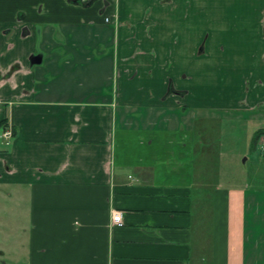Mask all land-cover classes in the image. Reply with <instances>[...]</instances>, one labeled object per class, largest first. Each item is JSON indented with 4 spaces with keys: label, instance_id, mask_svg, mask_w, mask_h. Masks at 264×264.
Masks as SVG:
<instances>
[{
    "label": "crops",
    "instance_id": "obj_1",
    "mask_svg": "<svg viewBox=\"0 0 264 264\" xmlns=\"http://www.w3.org/2000/svg\"><path fill=\"white\" fill-rule=\"evenodd\" d=\"M174 4L0 0V25L15 23L4 30L3 51L15 46L16 35L32 39L39 26L44 53L33 65L32 44L23 55L0 60V120L6 117L15 130L13 138L0 135L6 204L0 224L6 234L9 223L22 224L14 211L21 205L27 235L25 258L6 261L2 251L0 264H264L259 191L248 182L222 188L197 176L196 124L212 114L189 110L199 107L175 80L180 72L164 71L167 54L156 53L159 43L180 39L165 24L179 9ZM191 6L190 0L181 6L186 20ZM244 7L261 40L245 59L257 55L264 63V0ZM47 59L53 67H34ZM248 67L236 79L240 87L248 84L250 101L215 106L235 109V120L246 117L237 113L244 108L261 122L264 71ZM42 71H56L54 82L43 81ZM79 74L82 81L73 82ZM174 105L186 117L180 126L127 123L133 110L152 115Z\"/></svg>",
    "mask_w": 264,
    "mask_h": 264
},
{
    "label": "rangeland",
    "instance_id": "obj_2",
    "mask_svg": "<svg viewBox=\"0 0 264 264\" xmlns=\"http://www.w3.org/2000/svg\"><path fill=\"white\" fill-rule=\"evenodd\" d=\"M192 4L188 20L183 18L182 7L187 0H172L175 6H179L177 13L168 16L165 24L178 30L180 39L169 41V44L157 45L156 53L159 51V58L167 54V66L164 71H178L175 80L179 82L183 90H190L188 100L195 103L196 109H189L195 115L210 112L212 117L200 118L196 124L197 132V153L195 167L197 176L200 179L206 178L209 183H216L222 188L230 185L239 186L248 182L252 188L257 189L260 202L261 215H264V152L262 144L264 133L253 145V137L256 129L264 126V109L262 121L250 118V111L242 108L237 110L239 115L246 116L244 119L235 120V109H220L215 105L225 104L229 100L240 101L242 98L250 101V90L248 84L240 87L236 75H242V71H249L250 62L256 66V71H264V63H260V57L254 55L246 60L245 55L261 44L258 36V25L250 14H246L247 6L251 0H190ZM193 9V10H192ZM166 15V13H165ZM15 23L7 28L0 25V60L6 61L15 55H23L28 45H34V50H41L40 31L35 30V36L31 39H20L17 35L14 38L15 46L3 51L8 37L4 30L13 29ZM32 32V33H33ZM29 36V35H28ZM258 40V41H256ZM178 42V43H177ZM4 45V46H2ZM203 49L204 51H201ZM195 55H194V54ZM28 57L29 55H25ZM236 56L242 59L236 60ZM24 57V58H26ZM53 67L49 59L45 60L38 67ZM199 71V76L191 80L187 74ZM47 74L43 81L52 80L56 71H42ZM173 79L170 77L169 80ZM82 81V77L73 79ZM175 81V82H176ZM111 84V82H110ZM257 95V93H256ZM202 104H207L203 106ZM238 104V103H237ZM210 105V106H208ZM228 105V104H226ZM205 108V109H204ZM229 108V107H228ZM163 110V109H162ZM142 114V115H141ZM161 116V117H160ZM168 116V117H165ZM166 120L167 124L178 125L185 123L186 117L182 106L174 105L173 108L161 113L160 110H153V114L131 112L128 115L127 123L134 125H152L153 122ZM195 126V125H194ZM196 173V170H195ZM197 177V178H198ZM7 191V189H5ZM5 196L0 195V211L6 206ZM15 212L21 217V223L14 226L9 223L6 233H2L3 226L0 224V254L5 252L2 259L9 261L13 258H25L23 252L27 243V235L21 228L26 220L24 208L21 205L15 207ZM208 213H210L208 211ZM1 223V221H0ZM24 247V248H23ZM1 259V260H2Z\"/></svg>",
    "mask_w": 264,
    "mask_h": 264
},
{
    "label": "trees",
    "instance_id": "obj_3",
    "mask_svg": "<svg viewBox=\"0 0 264 264\" xmlns=\"http://www.w3.org/2000/svg\"><path fill=\"white\" fill-rule=\"evenodd\" d=\"M8 75V73L6 74V76ZM171 90L173 91V89H172V86H171ZM8 120H7V118L5 117L4 119H2V120H0V135L8 128V127H10L9 125H8V122H7ZM12 128V138H13V136L15 135V130H14V128H13V126L11 127ZM263 133H264V129H262V128H260L259 130H256L255 131V135H254V137H253V145L255 144V143H257V140L259 139V137L261 136V135H263ZM0 139H1V137H0ZM3 141V140H2Z\"/></svg>",
    "mask_w": 264,
    "mask_h": 264
},
{
    "label": "built area",
    "instance_id": "obj_4",
    "mask_svg": "<svg viewBox=\"0 0 264 264\" xmlns=\"http://www.w3.org/2000/svg\"><path fill=\"white\" fill-rule=\"evenodd\" d=\"M11 136H12V128L11 127H8L1 135V137H3L4 139H10ZM261 144H262V149L264 152V142ZM121 218H122V212L116 211L113 215V220L117 223H120Z\"/></svg>",
    "mask_w": 264,
    "mask_h": 264
},
{
    "label": "flooded vegetation",
    "instance_id": "obj_5",
    "mask_svg": "<svg viewBox=\"0 0 264 264\" xmlns=\"http://www.w3.org/2000/svg\"><path fill=\"white\" fill-rule=\"evenodd\" d=\"M92 1H94V0H90V2H92ZM79 2H81V0H79ZM35 30H36V31H37V30L40 31V27L37 26ZM22 31H23V34H24V35H29L31 30H30L28 27H24ZM27 31H29V33H27ZM36 54L44 55L43 51H41V50H36V53H33V55L31 56V59H33L34 55H36ZM30 61H31V60H30ZM33 65H34V64H33ZM16 68H19V64L14 65L13 68L9 71V73H8L7 76H9V75L11 74V72L15 71ZM172 89H173V87H172ZM173 90H174V89H173Z\"/></svg>",
    "mask_w": 264,
    "mask_h": 264
},
{
    "label": "water",
    "instance_id": "obj_6",
    "mask_svg": "<svg viewBox=\"0 0 264 264\" xmlns=\"http://www.w3.org/2000/svg\"><path fill=\"white\" fill-rule=\"evenodd\" d=\"M27 33H29V31H27ZM42 61H43V55H40V54L34 55L33 59H31V62L33 64H35V63H41Z\"/></svg>",
    "mask_w": 264,
    "mask_h": 264
}]
</instances>
